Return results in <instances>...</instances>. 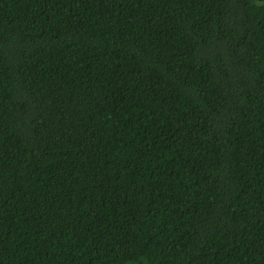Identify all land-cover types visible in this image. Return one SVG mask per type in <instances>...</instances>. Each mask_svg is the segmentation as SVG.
I'll return each instance as SVG.
<instances>
[{"label":"trees","instance_id":"1","mask_svg":"<svg viewBox=\"0 0 264 264\" xmlns=\"http://www.w3.org/2000/svg\"><path fill=\"white\" fill-rule=\"evenodd\" d=\"M0 264H264V0H0Z\"/></svg>","mask_w":264,"mask_h":264},{"label":"water","instance_id":"2","mask_svg":"<svg viewBox=\"0 0 264 264\" xmlns=\"http://www.w3.org/2000/svg\"><path fill=\"white\" fill-rule=\"evenodd\" d=\"M262 1V0H261Z\"/></svg>","mask_w":264,"mask_h":264}]
</instances>
